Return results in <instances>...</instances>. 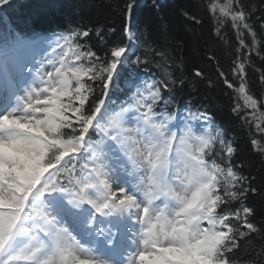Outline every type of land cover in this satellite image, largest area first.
<instances>
[{
    "label": "snow or ice",
    "instance_id": "obj_1",
    "mask_svg": "<svg viewBox=\"0 0 264 264\" xmlns=\"http://www.w3.org/2000/svg\"><path fill=\"white\" fill-rule=\"evenodd\" d=\"M13 3L0 0V11ZM135 4L117 5L124 39L103 55L81 43L93 35L91 27L66 22L57 37L59 59L42 63L19 92L13 71L26 69L40 40L10 26L0 48V90L11 97L0 110V264H245L235 253L264 234L247 204L257 189L235 161V140L213 127L214 114L194 102L186 81L168 71L171 64H160L164 53L150 50L153 66L166 74L136 79V69L149 71V58H131L139 43L131 23ZM207 8L219 13L217 24L230 18L241 48L259 55L252 7L209 0ZM95 35L107 44L101 29ZM243 61L250 64L251 55L237 49L238 86L219 75L243 98V107L231 111L246 113L240 119L255 126L260 139L250 143L264 158V111L255 123L264 99L249 93ZM125 73L128 88L121 91L129 95L109 114ZM14 235L27 243L10 253Z\"/></svg>",
    "mask_w": 264,
    "mask_h": 264
},
{
    "label": "trees",
    "instance_id": "obj_2",
    "mask_svg": "<svg viewBox=\"0 0 264 264\" xmlns=\"http://www.w3.org/2000/svg\"><path fill=\"white\" fill-rule=\"evenodd\" d=\"M219 2L223 3L224 0ZM123 3L124 0H14L12 8L0 11V44L10 33V26L32 35L62 31L63 25L71 21L74 25L82 24L93 29V35L81 43L90 45L92 50L103 55L113 42L124 39L122 14L117 6ZM208 3L209 0H143L136 3L131 20L135 23L133 30L139 37V43H136L131 58L134 60L136 55H140L141 59L145 56L149 58L148 72L143 67L136 69V79L143 80L152 73L166 74L153 66V52L150 50L164 53V57L159 59L160 64H171L168 71L186 81L190 86L186 87V92H191L194 102L209 109L215 116L217 127L226 129V134L235 140L238 147L235 161L244 165L243 175L254 178L252 186L257 192L249 193L247 204L254 209L253 219L260 225L264 223V158L250 143V138L260 137L254 125L249 128L241 121L240 116H244L245 112L237 116L231 111L234 104L243 107L244 101L238 92L234 93L223 83L219 73L223 71L238 86L240 79L233 78L232 74L237 49L243 56L251 55L250 64L243 61L246 67L245 83L254 98L264 99V29L260 27L264 20L259 19L264 13V0H243L246 7L254 9L249 23L256 32L259 55L247 47L241 48L239 34L232 28L230 18H225L224 24L214 22L219 13L215 16L210 13ZM192 16L196 19H191ZM109 28H114L115 33L108 34ZM95 29L105 33L107 44L100 42ZM243 39L246 45L252 44V37L247 32L243 33ZM196 70L201 71L202 76H195ZM125 76L126 73L119 80V90L112 92L111 101L114 103L110 104L109 110L120 105L129 94L128 91H121L128 88ZM262 111L264 107L258 109L255 123H260L259 113ZM259 147L264 148V139ZM262 249L264 234L257 233L242 242L235 255L243 258L245 264H264Z\"/></svg>",
    "mask_w": 264,
    "mask_h": 264
},
{
    "label": "rangeland",
    "instance_id": "obj_3",
    "mask_svg": "<svg viewBox=\"0 0 264 264\" xmlns=\"http://www.w3.org/2000/svg\"><path fill=\"white\" fill-rule=\"evenodd\" d=\"M53 42L50 46V43L44 46H39L34 52H31L30 55L32 56V64L30 74H31V80L35 76L36 69L40 68L41 64L43 63L45 67L48 66V62H55L59 59L60 56V50L57 48V38L52 37ZM62 43V41H61ZM134 45V44H133ZM5 56L10 55V53L5 52ZM58 66V65H57ZM48 70H52L51 68H48ZM8 103L10 102V98L8 97ZM103 123V122H102ZM25 237L20 235H14L11 240V248H13L14 251H17L19 248L23 247L21 243L19 244L18 241L21 239H24Z\"/></svg>",
    "mask_w": 264,
    "mask_h": 264
},
{
    "label": "bare ground",
    "instance_id": "obj_4",
    "mask_svg": "<svg viewBox=\"0 0 264 264\" xmlns=\"http://www.w3.org/2000/svg\"><path fill=\"white\" fill-rule=\"evenodd\" d=\"M131 23H132V25H133V28H134V25H135V23L134 22H132V20H131ZM135 33V32H134ZM222 79H223V77H222ZM213 127H217L216 126V124H215V121H214V125H213Z\"/></svg>",
    "mask_w": 264,
    "mask_h": 264
}]
</instances>
